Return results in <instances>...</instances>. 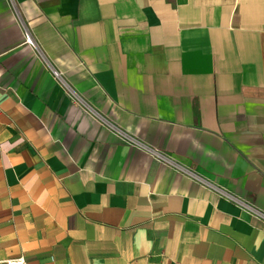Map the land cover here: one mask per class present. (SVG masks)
<instances>
[{"label":"crops","instance_id":"crops-1","mask_svg":"<svg viewBox=\"0 0 264 264\" xmlns=\"http://www.w3.org/2000/svg\"><path fill=\"white\" fill-rule=\"evenodd\" d=\"M12 1L0 264H264L261 220L100 120L264 213V0Z\"/></svg>","mask_w":264,"mask_h":264},{"label":"built area","instance_id":"built-area-1","mask_svg":"<svg viewBox=\"0 0 264 264\" xmlns=\"http://www.w3.org/2000/svg\"><path fill=\"white\" fill-rule=\"evenodd\" d=\"M11 1V6L13 7L14 10H16V6L14 1ZM17 13V12H15ZM20 25L23 27V33H24V43L30 45V46H35L34 40L26 28L25 24L21 19H19ZM36 47V46H35ZM53 77H60V74L58 72L52 70L51 71ZM69 93L72 94V92L68 89ZM101 122L107 126V128H110L114 133H116L119 137H121L124 142L127 144H130L132 146H136L140 150L146 152L149 154L155 161L164 164L166 166H169L173 169H175L178 172H181L182 174H185L187 177L191 178L192 180L196 181L198 184L201 186L215 192L218 196L223 197L234 204H236L242 211L247 212L248 214L254 216L255 218L261 220L264 223V213L260 211L259 209L255 208L254 206L248 204L247 202L241 200L238 196L232 194L228 190H226L223 187H220L216 185L212 180L209 178H206L198 173H196L193 169L183 166L177 161H175L172 157L167 155L166 153L162 152L161 150L148 146L141 142L140 140L136 139L132 135L126 133L125 131L119 129L118 127L110 124L103 118H100ZM7 264H25L24 259L19 257L15 258L13 260L7 261Z\"/></svg>","mask_w":264,"mask_h":264}]
</instances>
